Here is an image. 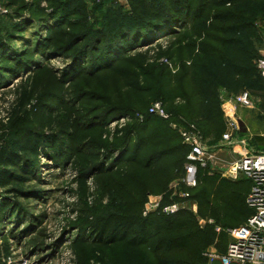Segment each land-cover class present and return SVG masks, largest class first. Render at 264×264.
I'll return each instance as SVG.
<instances>
[{
  "label": "rangeland",
  "instance_id": "374dc122",
  "mask_svg": "<svg viewBox=\"0 0 264 264\" xmlns=\"http://www.w3.org/2000/svg\"><path fill=\"white\" fill-rule=\"evenodd\" d=\"M148 1L159 9L157 22L115 37L108 30L119 16L135 12L130 0H0V38L7 41L0 146L29 131L45 138L27 170L11 168L21 180L0 188V264H137L136 257L140 264H219L211 257L225 253L249 189L244 175L226 174L240 156L222 137L227 111L238 124L234 141L245 152H264V75L247 86L251 106L219 91L222 128L200 120V48H219L223 24L214 14L228 7ZM257 1L251 20L262 35L260 60L264 0ZM177 6L185 9L182 18ZM155 102L203 131L206 161L194 187L185 182L184 126L144 119ZM172 204L173 215L162 211ZM111 215L125 227L97 237L96 226Z\"/></svg>",
  "mask_w": 264,
  "mask_h": 264
},
{
  "label": "trees",
  "instance_id": "16d2710c",
  "mask_svg": "<svg viewBox=\"0 0 264 264\" xmlns=\"http://www.w3.org/2000/svg\"><path fill=\"white\" fill-rule=\"evenodd\" d=\"M110 1L113 2L114 0ZM130 1L133 4L135 12L132 14H121L117 20L116 27L108 30H113L112 32L115 34V37H121L124 32L133 34L137 28L152 25L159 19V9L156 7L153 8L148 0ZM103 2L105 0L101 1V3ZM206 4L213 7L228 8L214 14V18L223 24L221 26L219 48L209 45H203L200 48V57L196 65L199 77L198 92L201 97L198 107V117L208 124H215L218 128H222L223 121L219 119V105L221 102L219 91L235 95L246 90L248 84L256 78H261V71L257 67V61L260 57L258 43L262 41V35L260 29L251 20L254 16V10L259 6V3L257 0H206ZM177 13L182 18L185 14V9L183 12V7L177 6ZM2 17L3 15H0V19ZM62 18L63 16L53 14L52 19L61 21ZM30 20L31 22L29 24L34 22L42 23L44 17L38 19L31 18ZM14 24L16 25V23ZM14 24H12L13 29L15 27ZM199 26L203 30L208 28L206 23H200ZM6 42L5 39L0 38V55L6 53V45L4 44ZM162 105L169 114V118L164 120L184 127L193 124L199 130L200 134L203 135V131L197 122L184 118L178 112L169 110L164 103ZM148 117L161 118L155 114H149L146 111L144 119ZM179 137L182 139L180 134ZM43 140L45 138L41 133L29 131L22 141L16 140L9 145L0 146V188H4L13 182H19L21 180V175H18L11 168L20 167L27 170L24 167L25 162L37 156L38 148L43 143ZM185 147L187 148L186 156L189 151V146L185 144ZM197 167L199 168L200 166L198 165ZM247 180L249 182V192L251 182L249 179ZM148 194L149 192L146 191V198ZM245 204L247 210H244L242 207L240 209L242 213L241 222L233 227L242 224L252 213V210L247 205L246 199ZM125 225L126 223L120 217L111 215L98 223L95 228V233L97 237L101 238L106 233L121 230ZM135 259L136 263L140 264L139 257ZM198 260L205 262V259L199 258ZM160 264H177V261L162 259Z\"/></svg>",
  "mask_w": 264,
  "mask_h": 264
},
{
  "label": "built area",
  "instance_id": "2783aa9c",
  "mask_svg": "<svg viewBox=\"0 0 264 264\" xmlns=\"http://www.w3.org/2000/svg\"><path fill=\"white\" fill-rule=\"evenodd\" d=\"M101 2L102 0H96ZM120 1V0H114ZM6 13V9L0 4V15ZM257 67L264 75V59L257 61ZM233 103L240 106H251V95L247 90H243L233 95ZM147 112L155 114L163 119H168L169 114L164 109L161 102L152 104ZM228 130L223 133L224 140L234 144V150L240 156L231 162L226 174L236 178L239 174L250 180V191L247 194L246 202L252 213L239 226L228 230L229 241L225 253L214 255L211 262L217 260L219 264H264V152H245L239 141H234V134L238 132V124L232 111H227ZM143 118V114H139ZM176 126V124H174ZM185 144L189 146V151L185 156V182L189 187L197 184V166L206 161V150L202 144L201 134L193 124L179 128ZM186 196L188 193L185 194ZM152 206L157 208L158 201L149 199ZM178 209L176 204L167 205L162 208L166 214H173Z\"/></svg>",
  "mask_w": 264,
  "mask_h": 264
},
{
  "label": "crops",
  "instance_id": "0c3cea01",
  "mask_svg": "<svg viewBox=\"0 0 264 264\" xmlns=\"http://www.w3.org/2000/svg\"><path fill=\"white\" fill-rule=\"evenodd\" d=\"M262 73V72H261ZM263 74V73H262Z\"/></svg>",
  "mask_w": 264,
  "mask_h": 264
}]
</instances>
